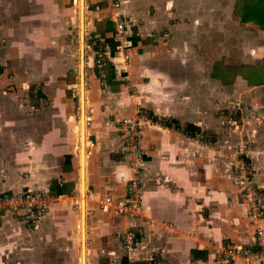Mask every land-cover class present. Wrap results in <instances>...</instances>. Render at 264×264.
I'll return each mask as SVG.
<instances>
[{
    "label": "crops",
    "instance_id": "1",
    "mask_svg": "<svg viewBox=\"0 0 264 264\" xmlns=\"http://www.w3.org/2000/svg\"><path fill=\"white\" fill-rule=\"evenodd\" d=\"M111 1L118 3L117 14L132 27L123 65L116 61ZM236 3L85 0L84 6L83 2V13L86 9L88 15L86 19L84 14L82 27L90 40L85 60L97 69L106 64L104 79L97 69L96 75L84 76L85 264H240L235 255L224 260L227 250L246 253L251 264H264V254L254 242L256 224L246 213L242 180L234 170L239 158H232L241 155L238 147L248 143L245 157L254 172L252 182L264 189V117H255L252 109L237 131L234 121L218 114L219 109L238 108L242 102L253 107L264 89V84L247 85L239 71L253 70L262 55L253 60L237 45L239 38L230 39V29L237 25L232 20L238 19L233 13ZM64 6L70 12L69 4ZM6 7L15 10L16 4L0 0V43L6 42V26L14 20ZM28 10L34 23L36 8ZM2 50L0 74L2 64L10 61ZM226 70L236 82H223ZM239 91L249 95L232 96ZM5 95L0 87V197L38 188L52 201L32 226L13 213L0 212V264H70L74 257L80 264L79 133L77 124L73 128L64 115L70 104L61 98V116L54 119L46 110L38 117ZM135 107L156 119L209 133L216 140L210 145L216 148L195 146L171 128L141 126L142 155L133 163L141 175L139 214L115 216L100 211L98 202L107 193L115 204L125 198L131 168L119 152L120 120ZM257 113L264 115V109ZM27 172L31 175L24 179L21 175ZM125 228L136 235L131 256L125 255L118 240Z\"/></svg>",
    "mask_w": 264,
    "mask_h": 264
},
{
    "label": "rangeland",
    "instance_id": "2",
    "mask_svg": "<svg viewBox=\"0 0 264 264\" xmlns=\"http://www.w3.org/2000/svg\"><path fill=\"white\" fill-rule=\"evenodd\" d=\"M9 1V0H8ZM16 4L15 10L12 7H6L5 11L7 15H13L14 20L11 21L8 26H6V34L8 37H4L6 42L0 43V50L4 51V59L10 60L6 61L4 65L2 64L3 73L0 74V87L4 91L6 98L14 99L15 104H20L26 109L29 108L30 111L35 113L38 117L40 116L39 112L48 111V115L56 118L58 115L61 116L62 107L60 105L61 98H64L70 104V112H65L64 115L69 116L68 120L71 122V125L76 126L78 121V50H79V28H78V12L74 3V0H11ZM216 1V0H215ZM218 1V0H217ZM255 0H237L236 8L234 11H241L242 4L248 3L251 4ZM85 4V0H83ZM228 6H231L233 0H225ZM30 3V4H29ZM69 4L70 12L65 10L64 4ZM34 5V6H33ZM215 6V4H214ZM31 7L36 8V17L34 18V23L31 20L30 15L28 14ZM10 9V10H9ZM230 9V8H229ZM14 10V11H13ZM87 19L88 12L85 9L83 16ZM239 19V21H238ZM238 19L232 18L235 23L234 27L230 29V39L232 37L239 43L240 48L243 49V52H246L251 59L257 61V57H263L264 55V31L260 30L256 25L251 22L242 23L238 16ZM70 20V21H69ZM85 21V20H84ZM85 21V24L86 25ZM33 23V24H32ZM31 24V26H30ZM85 27V26H84ZM83 27V28H84ZM258 32L260 33H256ZM12 31V32H11ZM263 31V32H262ZM83 32V50L86 54L83 55L84 63V76L87 77V74H95L97 68L91 66L90 63L85 60L89 53V37L87 35L86 27L82 29ZM13 33V34H12ZM17 37H22L21 40H18ZM26 34L25 36H23ZM260 37V38H259ZM260 39V41H259ZM235 42V41H233ZM233 44V43H232ZM255 44V45H254ZM235 44H233L234 46ZM8 46V47H6ZM233 49L238 50L235 47ZM255 50V53H251ZM2 53V52H1ZM3 54V53H2ZM8 58V59H7ZM85 61V62H84ZM255 61V62H256ZM2 62V61H0ZM262 60L256 65L253 70H257L259 73L251 72L248 69H240L244 77L250 76L255 84L258 86L264 84V80L261 78L264 74V66L261 64ZM21 70L23 72H21ZM70 70V71H69ZM72 70L73 73H70ZM99 70V69H97ZM243 70V71H242ZM260 70V71H259ZM233 74L222 75L223 82L230 83L232 81L231 77ZM257 77H260L257 80ZM233 81H237V79ZM220 83V82H219ZM249 85V84H247ZM245 91H239V94H234L232 96L236 99L242 98ZM248 92V91H247ZM259 95L255 99L259 103L254 104L253 107H249L245 103H239L240 107L226 106L224 109H219L220 115L225 116L226 118L235 122L234 127H237L236 130L239 131L241 127L242 117L248 115L249 112L253 109L255 114L254 116H262L263 114H258L257 110L259 108L264 109V89H260L258 92ZM246 94V93H245ZM249 95V94H247ZM244 95V96H247ZM247 98V97H245ZM253 98V97H252ZM234 100L230 94V101ZM253 100V99H252ZM251 100V101H252ZM258 105V106H257ZM263 106V107H260ZM135 108L132 110V114L124 119H128L134 116ZM21 114H26V110H20ZM225 113V114H224ZM64 117V116H63ZM123 119V118H122ZM63 120V118H62ZM251 120H254L251 118ZM264 120V118H263ZM64 121V120H63ZM121 124V122H120ZM248 125V124H246ZM264 127V121L262 122ZM121 128V126H120ZM264 129V128H263ZM71 138L74 137V142L76 139V133L70 132ZM205 138H210L209 133H205ZM264 142V137L262 138ZM76 143V142H75ZM195 146H200L198 141H191ZM122 144V138L120 141L119 148ZM250 144V143H249ZM217 146V145H216ZM245 148H239L241 151L240 154H235L232 158L238 156L239 160L234 161V170L237 176L240 178L241 173L244 172L249 178L253 177L254 172L250 170L248 166L250 162L248 161L249 157L246 154V147L248 143H245ZM255 146V144L251 145ZM235 147V145H234ZM264 147V146H263ZM206 148H216L215 145L207 144ZM233 148V147H232ZM217 150V149H216ZM218 152V151H217ZM260 153L262 151H259ZM255 154V153H254ZM245 155L247 157H245ZM125 159V157H124ZM126 160V159H125ZM128 164L134 163L128 159ZM134 168L137 166L134 165ZM138 169V168H137ZM140 171V169H138ZM31 172L22 174L24 179L30 177ZM132 173H130L131 175ZM252 175V176H251ZM141 185V175L140 183L138 189ZM31 190H41L45 194L46 192L43 189L33 188ZM125 190V189H124ZM139 191V190H138ZM110 194V193H109ZM47 196V194H46ZM111 196V195H110ZM76 197V196H75ZM47 210L42 215V217L48 212L51 198L47 196ZM77 203H74L73 209L78 213ZM14 214V213H13ZM76 233V232H75ZM75 244V252L78 254V246H76V241H73ZM78 242H79V230H78ZM80 262V260H79ZM70 264H77V261L74 257Z\"/></svg>",
    "mask_w": 264,
    "mask_h": 264
},
{
    "label": "built area",
    "instance_id": "3",
    "mask_svg": "<svg viewBox=\"0 0 264 264\" xmlns=\"http://www.w3.org/2000/svg\"><path fill=\"white\" fill-rule=\"evenodd\" d=\"M109 16L113 21L114 34L113 39L116 43L118 58L116 61L125 64L127 61V36L132 33V27L124 18L117 14L119 5L111 1L109 4ZM106 64L99 65L98 76L105 78ZM133 117L120 120L122 144L119 148L120 154L131 162H136L141 158V150L138 143L139 128L141 126L163 127L158 120H152L147 112L140 107H135ZM167 129V128H166ZM186 141H198L201 147L206 148L207 144L199 137H186L180 134ZM131 175L125 188V198L123 201L112 203L110 194L107 193L103 200L98 202V208L104 213H112L115 216L135 217L139 214V193L140 171L130 164ZM252 176V175H251ZM242 193L246 206V213L251 223L256 224L254 229V242L260 254H264V189L255 186L252 178L241 173ZM47 196L41 190H27L19 193L6 194L0 197V212L14 213L19 220L33 225V223L42 217L47 210ZM118 240L126 256H131L135 252L136 239L135 234L128 228L118 233ZM239 257L240 264H251L250 258L246 253L239 250H230L223 252L225 261L231 256Z\"/></svg>",
    "mask_w": 264,
    "mask_h": 264
},
{
    "label": "trees",
    "instance_id": "4",
    "mask_svg": "<svg viewBox=\"0 0 264 264\" xmlns=\"http://www.w3.org/2000/svg\"><path fill=\"white\" fill-rule=\"evenodd\" d=\"M242 10L239 12L234 11V15L239 16L240 21L242 23H247L251 22L254 25H256L260 30L264 31V0H255L251 4L245 3L241 5ZM234 9H237L236 7ZM261 64L264 66V55L262 57V62ZM227 71V70H226ZM225 71V73H226ZM260 71V70H259ZM228 74H232L231 71H227ZM251 72L254 73H259L256 69L251 70ZM234 74L232 75L231 79H233ZM235 77V76H234ZM241 77L246 81L247 84L249 85H257L255 84L256 80L254 81L250 76L244 77L241 75ZM260 77H257V80ZM264 80V74L261 77ZM152 120H158L159 122L162 123L163 126H165L167 129H172L175 130L176 132L190 138L194 137H199L201 140L208 144H214L216 142L214 136H210V138H205V135H203L198 128L192 127L190 125H185V126H178L177 123H175L171 119H163L159 120L156 119L155 117H152L151 115H148ZM136 237V235H135Z\"/></svg>",
    "mask_w": 264,
    "mask_h": 264
},
{
    "label": "bare ground",
    "instance_id": "5",
    "mask_svg": "<svg viewBox=\"0 0 264 264\" xmlns=\"http://www.w3.org/2000/svg\"><path fill=\"white\" fill-rule=\"evenodd\" d=\"M74 3H75V6H76V9H77V12H78V22H80V15H81V27H79V30L82 31L83 29V24H82V14H83V0H74ZM85 6V4H84ZM85 8V7H84ZM85 28V27H84ZM80 43V42H79ZM80 45H82L80 43ZM86 95V94H85ZM84 94H83V91H82V106H84ZM77 128H78V133H79V143H78V150H79V193L81 192L83 194L84 192V187H85V182H84V166L85 165V155L83 153V148H84V117L81 119L80 121V118L78 120V123H77ZM81 147V149H80ZM81 203V204H80ZM79 203V207L82 208V211L80 209V212H79V217H78V225H79V241L80 243L84 241V203L82 201H80ZM81 205V206H80ZM82 213V214H81ZM81 227V229H80ZM86 238V237H85ZM84 242L82 245H80V248H79V258H80V264H85L84 262Z\"/></svg>",
    "mask_w": 264,
    "mask_h": 264
},
{
    "label": "water",
    "instance_id": "6",
    "mask_svg": "<svg viewBox=\"0 0 264 264\" xmlns=\"http://www.w3.org/2000/svg\"><path fill=\"white\" fill-rule=\"evenodd\" d=\"M82 18H83V14H82ZM79 27H81V15H80V22H78V28ZM79 42L82 44V45L79 44L80 46H79V50H78V67H77V74H78V109H79V118H80V121H81V119L84 117V106H82V102H81L82 101V91H83V94H84V63H83L84 50H83V32L81 30H79ZM80 149H81V147H80ZM83 153H84V148H83ZM83 197H84V192H83V194L80 192V201H82V202H83ZM80 209L82 211V208H80ZM83 242H81L80 245H82Z\"/></svg>",
    "mask_w": 264,
    "mask_h": 264
}]
</instances>
